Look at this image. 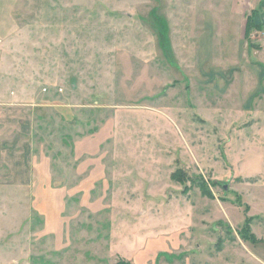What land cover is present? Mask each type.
<instances>
[{"label":"rangeland","instance_id":"obj_1","mask_svg":"<svg viewBox=\"0 0 264 264\" xmlns=\"http://www.w3.org/2000/svg\"><path fill=\"white\" fill-rule=\"evenodd\" d=\"M15 4L0 42V264H264V29L259 48L246 39L264 0ZM81 139L102 142L83 158ZM41 162L47 186L105 207L67 198L58 224L37 200Z\"/></svg>","mask_w":264,"mask_h":264},{"label":"crops","instance_id":"obj_2","mask_svg":"<svg viewBox=\"0 0 264 264\" xmlns=\"http://www.w3.org/2000/svg\"><path fill=\"white\" fill-rule=\"evenodd\" d=\"M16 1L17 0H0V42H2V43H5V40L10 38L11 35L13 34V32H14V24H15L14 23V8H15V5H16L15 4ZM7 104H9V103H7ZM8 106L10 107L11 105H8ZM4 109L9 112V108L5 107ZM2 111H3V109H2ZM83 139L78 140V142H76V144H75V147L78 149V145H79L78 143H81V148H80L79 151H82L80 155L83 158L88 156V155H86V152H88V151H86L87 149H89L92 146H95L98 143L101 144V142H102V140H100L99 142L97 141L95 144H92V143L91 144H84L83 142H81ZM86 141L89 142L90 140L86 139ZM9 142L10 141H7V142L4 141V144H7ZM86 145H88V146L86 147ZM83 149H84V151H83ZM23 158H24L23 156L20 157V159H23ZM27 164L28 163L25 160H23L22 163L19 164V169L20 170H18V172L23 173V176H24V180L21 179L23 182H20L22 184H24V182L28 183L30 181V179H28V178H29V175H31L32 172L29 171ZM31 165H32V168L34 169V171L36 170V175H37L38 183H37L36 192L38 191L40 186L42 187L41 189H43V192H40L41 194H37L38 195L37 200H39V204H42L43 207L48 205L53 213H57L58 214V221H57L58 224H62L63 216H64V213H65L64 209L67 206H69V203H67V200H66L67 198H69V199L70 198L71 199L72 198H79V204H82V206L84 204L83 201L86 204H87V202H90V203H92L91 205H95L97 210H94V211H96V212H99L101 209H103L105 207V206L102 205L103 204V199L101 197H103V196H100L97 200L92 202L91 199H90L91 198L90 197L91 194H74L75 191H77L76 188L78 186H73V187H70V188H68L66 186H63V187L47 186L46 183L51 178L47 175L48 172L46 170V167H44L42 162H41V165H40V163H36V164L33 163V164H30V166ZM9 167H10V170H11V164H9ZM89 167H90V165L86 164L84 166V169L85 168L87 169ZM84 169L82 168V171ZM10 174L11 173L9 172V175ZM91 175H92V173H89V175L87 177L84 175V179L82 180V182L90 181V183H91V180H92V176ZM94 175L97 176L96 173ZM3 183L4 184L5 183L10 184L11 181L4 180ZM42 183H44V185H41ZM34 192H35V189H34ZM76 201L74 200L73 202H76ZM86 204H84V205L87 206L88 204L87 205ZM42 212L45 213V211H42ZM41 214L44 215L45 218H47L45 214H43V213H41ZM45 222H46L45 228L48 229L47 220H45Z\"/></svg>","mask_w":264,"mask_h":264},{"label":"trees","instance_id":"obj_3","mask_svg":"<svg viewBox=\"0 0 264 264\" xmlns=\"http://www.w3.org/2000/svg\"><path fill=\"white\" fill-rule=\"evenodd\" d=\"M258 11V9H253V10H251V12H250V14H249V16L247 17V21H246V39H247V41L249 42V44L252 46V47H256V48H259L258 46H254L252 43H251V41H250V34H251V32L253 31V30H263L264 29V25L262 26V25H260V24H256L255 23V21H254V15H255V13ZM173 178L174 179H176L178 182H181V183H185L186 181H185V177H184V175H183V172L180 170V169H178V170H176L174 173H173ZM199 186L201 187V192L203 193V194H208V196H212V194H210L208 191V189H207V187L205 186V184H204V182H203V186H201L200 184H199ZM245 238H247L248 239V237H245ZM250 240H252V237L250 238ZM251 242H253V240L251 241ZM118 264H129V263H125V262H123V263H118Z\"/></svg>","mask_w":264,"mask_h":264}]
</instances>
